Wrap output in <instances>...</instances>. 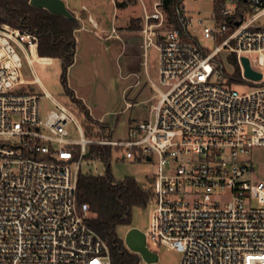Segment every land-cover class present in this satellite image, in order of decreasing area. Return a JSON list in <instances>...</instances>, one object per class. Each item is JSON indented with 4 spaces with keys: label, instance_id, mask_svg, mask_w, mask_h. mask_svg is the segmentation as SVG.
I'll return each instance as SVG.
<instances>
[{
    "label": "built area",
    "instance_id": "1",
    "mask_svg": "<svg viewBox=\"0 0 264 264\" xmlns=\"http://www.w3.org/2000/svg\"><path fill=\"white\" fill-rule=\"evenodd\" d=\"M140 3L142 54H158L157 82L149 79L156 100L152 116L117 139L111 127L87 136L70 106L32 91L38 78H23L20 54L33 73V60L52 58L38 55L35 33L0 24V264H111L76 197L91 146L121 149L122 160L155 159L148 248L150 241L176 250L179 264H264V158L258 168L252 156L264 150V0H212L205 15L179 0L174 18L164 0ZM111 37L120 39L114 24L102 38ZM221 51L235 56L236 78L224 71ZM242 57L259 79L244 75ZM42 98L54 108L42 110Z\"/></svg>",
    "mask_w": 264,
    "mask_h": 264
},
{
    "label": "rangeland",
    "instance_id": "2",
    "mask_svg": "<svg viewBox=\"0 0 264 264\" xmlns=\"http://www.w3.org/2000/svg\"><path fill=\"white\" fill-rule=\"evenodd\" d=\"M120 1L116 0L113 4L109 0H64L68 9L78 17L83 26L75 31L76 51L74 62L66 74L67 86L73 91L74 96L82 101L92 118L91 121L87 120L86 114L79 110L76 103L66 94L60 80L61 68L58 59L53 58L51 63L33 60V73L24 56L20 54L23 78L27 81L33 80L34 77L38 78V82L29 88L40 94L46 91L60 103L70 106L87 136H95L97 121L98 124L107 125V131L109 127L112 128L113 139L123 137L130 125L152 116L150 107L156 100V91L149 79L157 82V51L149 47L144 57L138 29L129 27L133 19L141 17L142 5L140 0H123L125 5L119 6ZM143 1L149 8L151 0ZM211 2L212 0H185V5L190 14L205 15L210 11ZM89 14L94 18L97 27L89 23ZM112 24L117 27L120 39L114 37L102 39ZM194 34L201 45L213 47V42L202 38L200 30L195 29ZM220 57L224 71L232 73L235 69L227 53L221 51ZM232 88L243 93L250 90V85H232ZM40 106L42 110L54 108V104L48 98H42ZM67 129L71 138L79 137L74 124H69ZM101 131L104 133L105 129ZM88 154L87 151L86 156ZM121 154V149L111 148L109 172L113 179L121 181L133 178L139 184L148 186L149 177L156 169L155 159L151 162L122 160ZM252 156L257 161L258 168H261L259 164L261 165L264 158V150L256 149ZM80 170L83 173L102 175L106 170V162L98 157H86ZM151 207L152 203L133 207L130 223L117 226L118 237L124 240L125 233L131 227L146 231ZM147 244L157 253L158 260L155 263H146L141 259L139 264H179L181 254L176 250L162 245H152L150 241Z\"/></svg>",
    "mask_w": 264,
    "mask_h": 264
},
{
    "label": "trees",
    "instance_id": "3",
    "mask_svg": "<svg viewBox=\"0 0 264 264\" xmlns=\"http://www.w3.org/2000/svg\"><path fill=\"white\" fill-rule=\"evenodd\" d=\"M179 0H164L165 11L174 18V7ZM121 0L119 6H124ZM74 15V13L72 12ZM75 16V15H74ZM136 22V23H134ZM5 23L13 27L28 30L37 35V53L39 56L56 58L59 60L60 80L66 94L76 103L79 110L86 114L87 120L92 118L80 99L74 96L67 86L66 74L74 62L76 51L75 31L79 28L78 17L68 19L65 16L50 13L45 8L30 5L29 0H0V24ZM141 18L132 20L130 28L138 29ZM173 23H177L173 20ZM234 65L235 78L239 68L234 55L229 56ZM97 127L106 129L107 125L98 124ZM91 130V129H90ZM89 130V132H90ZM107 137L110 133H106ZM87 157H98L106 162V170L102 175L78 172L77 202L88 206L89 226L107 243L111 264H139L141 258L137 253L126 248L118 237V225L129 224L131 210L135 206H145L150 198V187L143 186L133 178L117 181L109 172L110 147L91 146ZM150 181V179H149Z\"/></svg>",
    "mask_w": 264,
    "mask_h": 264
},
{
    "label": "water",
    "instance_id": "4",
    "mask_svg": "<svg viewBox=\"0 0 264 264\" xmlns=\"http://www.w3.org/2000/svg\"><path fill=\"white\" fill-rule=\"evenodd\" d=\"M30 5L39 8H45L50 13L65 16L68 19H73L75 16L66 6L64 0H29ZM241 63L244 68V75L251 79L257 80L261 74L252 70L249 67L248 59L241 58ZM149 160V157L147 158ZM126 247L146 263H155L158 260L157 253L150 250L145 243V234L142 230L131 227L127 230L123 240Z\"/></svg>",
    "mask_w": 264,
    "mask_h": 264
},
{
    "label": "crops",
    "instance_id": "5",
    "mask_svg": "<svg viewBox=\"0 0 264 264\" xmlns=\"http://www.w3.org/2000/svg\"><path fill=\"white\" fill-rule=\"evenodd\" d=\"M89 23L90 24H92L93 25V27H97L98 25H97V23L95 22V20H94V18L89 14ZM79 27H81V28H83V26L80 24L79 25ZM85 28V27H84ZM79 29V28H78ZM77 29V30H78ZM101 37V36H100ZM76 38V37H75ZM102 38V37H101ZM113 38V37H112ZM103 39V38H102ZM109 39V38H108ZM104 40H107V39H104ZM121 42H123V40L121 41ZM108 47V46H107ZM124 47V42L123 43H121V48H123ZM107 129V128H106ZM105 129V130H106Z\"/></svg>",
    "mask_w": 264,
    "mask_h": 264
}]
</instances>
